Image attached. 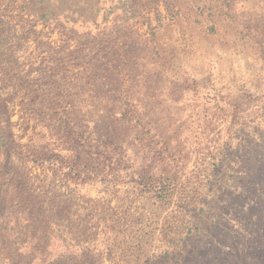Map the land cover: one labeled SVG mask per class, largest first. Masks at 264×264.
Instances as JSON below:
<instances>
[{"label": "rangeland", "instance_id": "374dc122", "mask_svg": "<svg viewBox=\"0 0 264 264\" xmlns=\"http://www.w3.org/2000/svg\"><path fill=\"white\" fill-rule=\"evenodd\" d=\"M36 1L0 0V173L95 264H264V0Z\"/></svg>", "mask_w": 264, "mask_h": 264}, {"label": "trees", "instance_id": "16d2710c", "mask_svg": "<svg viewBox=\"0 0 264 264\" xmlns=\"http://www.w3.org/2000/svg\"><path fill=\"white\" fill-rule=\"evenodd\" d=\"M57 1L59 8L62 9L70 4L67 1L72 2V0ZM96 1L99 3L102 0ZM129 1L132 3V0ZM35 4L42 5V16L52 15L53 10L58 8V5H51L50 0H37ZM261 144L264 145V141ZM243 147L247 148V144H243ZM234 151L239 152L237 149ZM234 156L226 159L227 162L219 160L218 162L222 164L221 168L227 170L235 167ZM261 170L262 174L257 175L255 181H252L253 186L258 188L261 184L264 185V159ZM17 177L18 173L5 175L0 173V180H6L0 183V264H95L93 252H84L79 247V238L88 242L86 237H80L87 236L85 230L93 233L90 230L91 225L77 228L79 220L77 217H72L69 207L52 200L56 198V194L50 196L47 202L44 201L45 198L39 200L19 186ZM224 185L222 180H218L214 187L220 191ZM51 192L52 190H48L43 196L46 197ZM232 206L225 209L231 211ZM250 212L243 210L241 214L234 215L232 217L236 221L234 223L240 225L247 222L246 219L250 220ZM240 232L247 237L246 230ZM58 247H63V251L57 253Z\"/></svg>", "mask_w": 264, "mask_h": 264}]
</instances>
